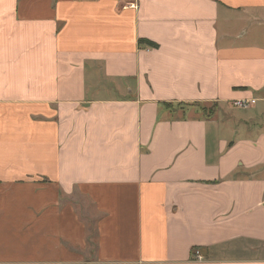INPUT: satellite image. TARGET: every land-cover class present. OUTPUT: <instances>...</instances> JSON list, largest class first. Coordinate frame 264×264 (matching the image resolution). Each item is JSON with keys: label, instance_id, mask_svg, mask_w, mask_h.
Instances as JSON below:
<instances>
[{"label": "crops", "instance_id": "0c3cea01", "mask_svg": "<svg viewBox=\"0 0 264 264\" xmlns=\"http://www.w3.org/2000/svg\"><path fill=\"white\" fill-rule=\"evenodd\" d=\"M254 244L264 0H0V264H264Z\"/></svg>", "mask_w": 264, "mask_h": 264}, {"label": "rangeland", "instance_id": "374dc122", "mask_svg": "<svg viewBox=\"0 0 264 264\" xmlns=\"http://www.w3.org/2000/svg\"><path fill=\"white\" fill-rule=\"evenodd\" d=\"M233 107V105H232ZM235 108V107H234ZM196 110H199L203 112L204 114L213 113L214 112V106H205L199 108H195ZM80 213V211H79ZM251 252L247 253L250 257H258V258H264V246L263 245H252L249 249Z\"/></svg>", "mask_w": 264, "mask_h": 264}, {"label": "built area", "instance_id": "2783aa9c", "mask_svg": "<svg viewBox=\"0 0 264 264\" xmlns=\"http://www.w3.org/2000/svg\"><path fill=\"white\" fill-rule=\"evenodd\" d=\"M256 103V100L251 99V100H237L233 102V107L240 109V110H246L248 108H250L251 106H253ZM193 259L199 261V260H203L202 256L200 255L199 250L195 249L193 251Z\"/></svg>", "mask_w": 264, "mask_h": 264}, {"label": "trees", "instance_id": "16d2710c", "mask_svg": "<svg viewBox=\"0 0 264 264\" xmlns=\"http://www.w3.org/2000/svg\"><path fill=\"white\" fill-rule=\"evenodd\" d=\"M139 44H147L149 47H151V48H157V45L156 44H154V43H152V42H150V41H148V40H145V39H141V40H139V42H138ZM166 107H168V108H170V106H166ZM193 107H197V105L196 106H193ZM198 108H199V106H198ZM203 113V112H202ZM214 113V112H213ZM213 113H208V114H204L203 113V115H205V116H210V115H212Z\"/></svg>", "mask_w": 264, "mask_h": 264}]
</instances>
